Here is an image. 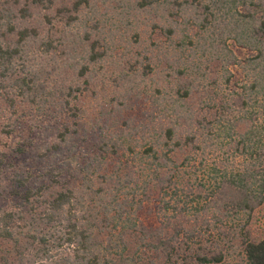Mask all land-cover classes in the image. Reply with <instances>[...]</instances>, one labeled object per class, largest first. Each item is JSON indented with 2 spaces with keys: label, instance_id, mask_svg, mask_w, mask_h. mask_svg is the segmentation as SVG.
Here are the masks:
<instances>
[{
  "label": "trees",
  "instance_id": "obj_1",
  "mask_svg": "<svg viewBox=\"0 0 264 264\" xmlns=\"http://www.w3.org/2000/svg\"><path fill=\"white\" fill-rule=\"evenodd\" d=\"M254 1L136 0V12L161 9L164 41L113 82L156 74L162 87L91 117L84 99L105 84L111 46L79 15L90 0L69 13L55 0H0V264H221L236 246L244 264H264V1L251 12ZM190 8L202 23L179 34L173 19ZM203 29L218 38L207 61L219 82L187 68Z\"/></svg>",
  "mask_w": 264,
  "mask_h": 264
},
{
  "label": "rangeland",
  "instance_id": "obj_2",
  "mask_svg": "<svg viewBox=\"0 0 264 264\" xmlns=\"http://www.w3.org/2000/svg\"><path fill=\"white\" fill-rule=\"evenodd\" d=\"M55 1L57 5L58 3H60V6L58 7L66 6V13H69L70 11H72V6L77 0ZM255 3L258 4V0H255L254 4L249 6V11L253 12L256 9L258 10V7L254 6L256 5ZM136 4V0H90L89 7L87 6L86 8H82L81 12L79 13V15L81 14L80 17L84 18L85 16H87L86 23H89L88 21L90 20L92 21V24H90L91 27H93L90 30L93 35L92 37H104L106 40H108V44H110L111 46V57H106L103 62L104 70L101 72L100 76H98V79H105V84L99 86V88L96 90L94 89V92L86 93V98L84 99V108L85 110H87L86 113L90 114L91 117H93L91 113L97 114L100 111H108L107 106H104L105 101H109L111 99L110 101L117 102L118 95L119 97L129 95L132 98V101L136 102V99H143V93L145 91L153 93V89L157 86V84H155L156 80L160 85L159 87H162L163 82H161L160 78H157L156 74H152L150 78H146L143 81L139 80V78L137 79V81H134V79H131L129 82L122 81L120 82L119 87H117L113 82L115 78L120 77L122 73L124 74V72L126 73L127 71L130 72V76L133 77L131 73L133 72L135 67L138 66L132 64L135 63L137 54H143L141 49L146 46H152V44L159 43V45H161L164 41L158 35L160 29H156L155 26L160 23L158 22V17L161 14V9L157 7V5H154L152 8L147 9L146 12H136ZM173 11L176 12V8H174ZM239 11L240 8L237 7L235 13ZM195 13L196 10L190 8L184 18L174 17L173 26L176 27L179 34L181 31L190 29V26L187 25L188 20L193 21L194 19V21L196 22L195 29L192 31L199 30L202 21L199 20V18L196 19ZM49 14L51 16H55V8H53V10L49 12ZM235 18H238L237 15ZM226 21H228L226 23H231L233 20L230 21L229 17H227ZM159 25L161 26V24ZM83 27L84 26L81 25V32L87 30L82 29ZM222 28L223 25L221 26V29L217 31V35L218 33L221 34ZM135 32H137V35L139 36L138 38L134 36ZM210 32L211 30L205 31L203 29L201 33L199 32V35L195 37L193 45L194 47L199 46L201 50H197L196 48L193 51L194 54L190 57L187 68L193 75V77L201 76L204 69H206L207 81L213 82L215 79L217 82H219V80L222 78L221 76H224L223 73H219L218 76L217 73H215L213 70L214 67L207 61L208 59H215L219 54V50H217L218 38L213 40V38L209 36ZM110 41H113L114 44H111ZM135 41H138V44H136ZM228 45L232 48L233 42L229 40ZM236 49L237 48H235V50ZM237 53H239L238 55L241 58H243V55L245 56L246 54L245 50L242 49H237ZM217 63V60H215L214 65H216ZM216 66L219 72V64H217ZM164 67L166 66H160L159 69ZM230 71L232 72L233 69H231ZM159 75L164 76L161 71L159 72ZM243 82L245 83V80L242 77L238 76L236 82L237 86H235L236 88L232 89L235 91L233 93H237L240 91L239 89ZM134 87L136 88V90L134 89ZM224 89L227 88L220 87L218 88V91L222 92ZM102 91L106 92L102 93ZM123 92L127 93L123 94ZM138 93H140L141 95L140 98H137ZM228 94L229 92H226L225 96L227 97ZM237 104L241 106L239 101L237 102ZM143 105H140L134 113L135 117L138 119L140 118V109L142 110L144 108ZM239 106H233V109L239 111L241 109L239 108ZM123 117L126 118V115L124 114ZM215 157L216 154H212V156L208 157V161H212ZM262 223L263 220L259 219V222H257V224L252 228H259ZM236 247L233 249L228 248L227 251L224 252L225 259L221 264H244V257L239 253L238 247Z\"/></svg>",
  "mask_w": 264,
  "mask_h": 264
}]
</instances>
